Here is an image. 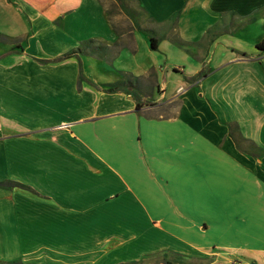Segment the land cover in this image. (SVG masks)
Wrapping results in <instances>:
<instances>
[{"label": "crops", "instance_id": "crops-1", "mask_svg": "<svg viewBox=\"0 0 264 264\" xmlns=\"http://www.w3.org/2000/svg\"><path fill=\"white\" fill-rule=\"evenodd\" d=\"M123 2L0 0V264H264V0Z\"/></svg>", "mask_w": 264, "mask_h": 264}, {"label": "trees", "instance_id": "trees-1", "mask_svg": "<svg viewBox=\"0 0 264 264\" xmlns=\"http://www.w3.org/2000/svg\"><path fill=\"white\" fill-rule=\"evenodd\" d=\"M118 2H119V4L121 5V7L124 9V2H123V0H118ZM156 40H157V38L156 37H154V36H151V41H152V48L153 49H156L157 48V45H156ZM258 48H260V49H262V50H264V39H262L259 43H258ZM73 53H66L64 56H62V57H69V56H71ZM129 86H132V85H129ZM120 88V86H112V87H109V90H116V89H119ZM238 128V126L236 125L235 126V129H237ZM232 133L235 135L234 137H237V135L235 134V132L232 130ZM10 184L11 185H13L14 184V182H10Z\"/></svg>", "mask_w": 264, "mask_h": 264}, {"label": "rangeland", "instance_id": "rangeland-1", "mask_svg": "<svg viewBox=\"0 0 264 264\" xmlns=\"http://www.w3.org/2000/svg\"><path fill=\"white\" fill-rule=\"evenodd\" d=\"M195 6H197V3H195ZM113 10V9H112ZM112 13V11H111ZM205 14H202V16H204ZM229 264H255V262H245L242 260H238V259H232V261Z\"/></svg>", "mask_w": 264, "mask_h": 264}]
</instances>
